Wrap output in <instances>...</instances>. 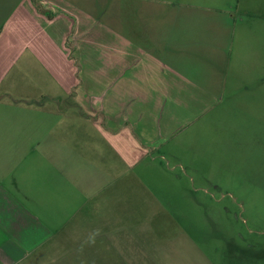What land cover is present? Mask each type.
I'll list each match as a JSON object with an SVG mask.
<instances>
[{
	"label": "crops",
	"instance_id": "0c3cea01",
	"mask_svg": "<svg viewBox=\"0 0 264 264\" xmlns=\"http://www.w3.org/2000/svg\"><path fill=\"white\" fill-rule=\"evenodd\" d=\"M36 1L51 15L34 0H0V264L41 245L45 260L49 246H63L67 175L63 163H37L35 138L66 124L69 109L131 166L218 105L230 84L229 22L198 17L194 5L181 15L150 0ZM72 193L78 209L81 191Z\"/></svg>",
	"mask_w": 264,
	"mask_h": 264
},
{
	"label": "rangeland",
	"instance_id": "374dc122",
	"mask_svg": "<svg viewBox=\"0 0 264 264\" xmlns=\"http://www.w3.org/2000/svg\"><path fill=\"white\" fill-rule=\"evenodd\" d=\"M150 2L229 22L225 96L131 166L69 109L66 124L35 138L37 163H63L67 175L63 246L13 264H264V0Z\"/></svg>",
	"mask_w": 264,
	"mask_h": 264
},
{
	"label": "trees",
	"instance_id": "16d2710c",
	"mask_svg": "<svg viewBox=\"0 0 264 264\" xmlns=\"http://www.w3.org/2000/svg\"><path fill=\"white\" fill-rule=\"evenodd\" d=\"M34 2H35L36 6H37V8H38L39 10L43 11V12L46 13L47 15H51V13H50L49 10H47V9H42V6H41V4H40L38 1L34 0Z\"/></svg>",
	"mask_w": 264,
	"mask_h": 264
}]
</instances>
